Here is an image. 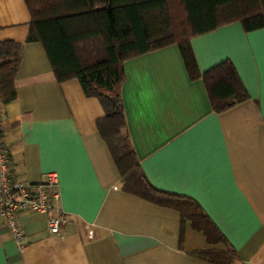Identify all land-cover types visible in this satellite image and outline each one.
<instances>
[{
    "label": "crops",
    "instance_id": "0c3cea01",
    "mask_svg": "<svg viewBox=\"0 0 264 264\" xmlns=\"http://www.w3.org/2000/svg\"><path fill=\"white\" fill-rule=\"evenodd\" d=\"M31 25L26 0H0V41L23 45L4 140L15 180L58 174L68 221L54 234L47 214L24 213L21 249L0 218V264H214L193 252L223 244L183 226L177 208L123 189L97 125L102 102L77 78L57 79L42 42L28 40ZM191 44L202 74L232 61L249 98L217 112L176 43L132 57L121 89L131 142L153 187L199 203L235 250L231 264H264V27L235 21Z\"/></svg>",
    "mask_w": 264,
    "mask_h": 264
},
{
    "label": "trees",
    "instance_id": "16d2710c",
    "mask_svg": "<svg viewBox=\"0 0 264 264\" xmlns=\"http://www.w3.org/2000/svg\"><path fill=\"white\" fill-rule=\"evenodd\" d=\"M32 17L29 41L44 45L57 79L77 78L88 96L100 99L105 117L99 132L122 174L123 189L181 211L213 245L193 255L214 264H231L236 254L211 225L198 202L153 187L143 173L128 131L121 95L126 60L178 44L191 78L203 77L217 112L249 98L239 73L225 60L201 73L193 37L240 21L246 31L264 27V0H26ZM180 11L177 13V11ZM23 45L0 41V102L17 98L15 78ZM208 223V224H207ZM207 224V225H206Z\"/></svg>",
    "mask_w": 264,
    "mask_h": 264
},
{
    "label": "built area",
    "instance_id": "2783aa9c",
    "mask_svg": "<svg viewBox=\"0 0 264 264\" xmlns=\"http://www.w3.org/2000/svg\"><path fill=\"white\" fill-rule=\"evenodd\" d=\"M5 121L0 102V218L8 227L21 249L26 246L22 216L27 212L47 214V227L51 233L63 230L68 219L61 207L58 174L49 172L46 180L31 183L15 180L9 150L4 140Z\"/></svg>",
    "mask_w": 264,
    "mask_h": 264
},
{
    "label": "rangeland",
    "instance_id": "374dc122",
    "mask_svg": "<svg viewBox=\"0 0 264 264\" xmlns=\"http://www.w3.org/2000/svg\"><path fill=\"white\" fill-rule=\"evenodd\" d=\"M180 11L178 10L177 13H179Z\"/></svg>",
    "mask_w": 264,
    "mask_h": 264
}]
</instances>
